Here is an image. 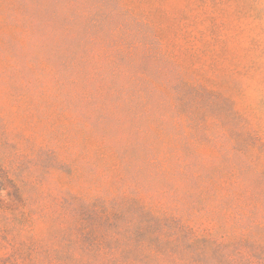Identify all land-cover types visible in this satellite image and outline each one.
Masks as SVG:
<instances>
[{
  "label": "rangeland",
  "instance_id": "374dc122",
  "mask_svg": "<svg viewBox=\"0 0 264 264\" xmlns=\"http://www.w3.org/2000/svg\"><path fill=\"white\" fill-rule=\"evenodd\" d=\"M264 264V0H0V264Z\"/></svg>",
  "mask_w": 264,
  "mask_h": 264
},
{
  "label": "trees",
  "instance_id": "16d2710c",
  "mask_svg": "<svg viewBox=\"0 0 264 264\" xmlns=\"http://www.w3.org/2000/svg\"><path fill=\"white\" fill-rule=\"evenodd\" d=\"M157 255L149 256V255H139L133 258H122L120 259L119 264H156ZM101 264H115L118 262L117 258H108L107 260H100Z\"/></svg>",
  "mask_w": 264,
  "mask_h": 264
}]
</instances>
